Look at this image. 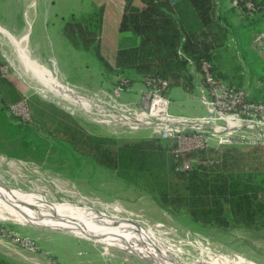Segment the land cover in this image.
I'll return each mask as SVG.
<instances>
[{
    "label": "rangeland",
    "instance_id": "374dc122",
    "mask_svg": "<svg viewBox=\"0 0 264 264\" xmlns=\"http://www.w3.org/2000/svg\"><path fill=\"white\" fill-rule=\"evenodd\" d=\"M86 3V0H56L58 18L54 21L60 24L69 21L71 13L80 14ZM183 5L180 3L178 7L186 15ZM215 10L220 13L235 12L236 22L224 19L225 14H222L213 23L211 32L200 34L199 45L212 43L214 48L217 35L222 34L220 27L225 23L234 28L240 26L242 31L244 28L247 38L243 43L236 46L230 39H223L222 47L215 51L225 54V62L231 71L236 68L235 73H241L250 80L251 91L264 102V47L255 49L252 46L256 35L264 29V11L255 16L252 24L244 27L243 18L230 7L229 0L226 6L219 7L217 4ZM82 19L72 18V21ZM58 27L61 29V26ZM36 29L37 25L32 31ZM51 36L57 42L51 48L43 47L41 51L37 50L38 54L34 52L36 49L28 48L37 65L49 77L86 94L109 89L120 78L102 69L93 49L72 48L67 37L60 32H51ZM107 38L110 43L105 50L107 61L115 59L119 48L131 47L138 42L132 31L113 30L107 34ZM0 70L23 94H37L42 100L59 106L92 135L111 137L120 143L153 140L155 145H168L165 141L155 140L153 129H119L110 124L97 123L79 108L68 109L69 103L62 100L68 99L42 86V81L22 63L11 37L1 33ZM42 88L48 97L38 93ZM168 93L166 95L170 98ZM132 95V90L122 92L118 100L140 106L141 99L134 103ZM186 105L178 107L177 102L170 98L169 112L190 117L206 113L205 106L199 102ZM17 122L21 121L9 110L0 118V190L28 199V202L41 208H67V213L85 217L98 227L124 225L121 229L134 230L133 233L143 235L175 263L264 264V231L203 227L174 217L163 210L146 190L122 179L115 170L102 165L88 153H82L70 143L61 141V137L47 136L43 141L50 144L48 148L41 145L30 147V142L24 139L27 133L17 132ZM4 206L0 203V264H104L109 259L113 264H155L111 242L102 243L95 237L83 235L78 229H68L72 233L22 223ZM4 215L10 219H2ZM105 220L112 223L107 224ZM82 236H88L91 240Z\"/></svg>",
    "mask_w": 264,
    "mask_h": 264
},
{
    "label": "trees",
    "instance_id": "16d2710c",
    "mask_svg": "<svg viewBox=\"0 0 264 264\" xmlns=\"http://www.w3.org/2000/svg\"><path fill=\"white\" fill-rule=\"evenodd\" d=\"M255 1L260 11H264V0ZM180 3H184L183 10L186 3L193 7L204 31L185 25L186 15L178 7ZM216 5L214 0H125L120 31H132L138 42L119 48L114 65L101 52L102 8L72 24L67 33L71 40H79L86 49H93L104 68L120 76L113 86L121 78L132 84L160 76L170 80V88L178 85L188 88L192 87L195 77L190 61L199 70L201 60H209L213 73L223 81L217 72L218 53L215 50L221 45L218 41L222 43L228 37L225 26L220 27L222 34L217 35L214 48L212 43L199 45L200 34L211 32L213 23L224 14L215 10ZM254 19L245 20L244 27ZM24 98L16 84L0 70V118L6 115L9 105ZM27 102L33 121L17 122L16 128L17 132L27 133L24 139L30 142V147H50L43 141L47 136L66 138L61 141L88 153L115 170L122 179L146 190L174 217L203 227L264 231V147L244 150L228 146L222 150L194 151L185 158L215 159L217 162L194 163L189 170H178L168 142L166 146L155 145L153 140L120 143L111 137L90 134L70 113L37 94L29 96Z\"/></svg>",
    "mask_w": 264,
    "mask_h": 264
},
{
    "label": "built area",
    "instance_id": "2783aa9c",
    "mask_svg": "<svg viewBox=\"0 0 264 264\" xmlns=\"http://www.w3.org/2000/svg\"><path fill=\"white\" fill-rule=\"evenodd\" d=\"M229 5L244 21L261 13L255 0H229ZM253 47H264V29L256 35ZM179 53L184 54L182 49ZM190 64L192 73H199L203 78L200 90L206 113L202 116L190 117L169 112L170 100L166 94L171 82L160 76L145 81L146 94L140 106L118 100L122 92L130 90L131 84L125 78H121L111 89H102L92 94L82 93L76 87L65 84L79 98L86 99L85 107L73 99L62 100L69 103L68 109L79 108L97 123L132 131L153 129L156 138L169 143L178 170H189L194 163L217 162L215 159L185 158L194 151L209 148L222 150L228 146L244 150L264 147V102L251 98L246 89L218 79L209 60H201L199 70L192 61ZM43 90L40 89L38 93L48 97ZM23 95V100L9 105V111L21 122L29 123L33 121L27 102L29 96ZM104 264L113 262L109 259Z\"/></svg>",
    "mask_w": 264,
    "mask_h": 264
},
{
    "label": "crops",
    "instance_id": "0c3cea01",
    "mask_svg": "<svg viewBox=\"0 0 264 264\" xmlns=\"http://www.w3.org/2000/svg\"><path fill=\"white\" fill-rule=\"evenodd\" d=\"M86 1L87 3L80 14L71 13L69 21H65L63 19L65 22L60 24L54 21L56 20V18H58L57 17L58 8L56 5V0H0V17H1L0 33L3 34L4 31L8 35H10L11 39L15 38L18 42L25 34H28V40L26 43L27 48H30L32 50L36 49V51H34L36 53L37 50L39 49L41 51L43 47L51 48V46H54V43H57L56 40L52 38V36L49 37V33L51 32L62 33L65 37H67V40H69V42L72 44L71 47L76 50L81 48L86 49L87 48L86 45L83 43H79V40L77 42L70 39L67 33L68 28L70 29L72 24H76V22L80 21V20L72 21V18L73 20L74 19L76 20V18L78 17H83L84 19L87 18L88 16H91L96 10L102 8L103 14H102V24H101V34H100V47H101L102 55L105 57L106 47L109 46L110 44L107 38V34L112 33L113 30L120 31V22L122 15L124 13L125 0H86ZM175 1L181 2L184 0H175ZM214 1L216 2V4H219V7L220 6L223 7V5L226 6L228 2V0H224L223 2L222 0H214ZM1 6L3 7V9L1 8ZM185 8H186L185 9L186 18H187L185 19V25L188 28H195L200 32L204 31L202 30V24L199 22L197 14L193 9V7L190 6L189 3H186ZM224 14H225L224 17L227 18L228 21L229 19H232L231 20L232 23L236 22L235 19H237V15L235 12L228 13L226 11L224 12ZM230 14L233 15L231 16ZM2 19L4 22H2ZM56 24H59L58 26H61V29H59V27ZM35 25H37V29L32 31ZM224 26L228 31V37L226 39H230L232 42L236 44V46L238 43L240 44L243 43L247 38L244 35V28L242 31L240 26L234 28L230 26L229 23L227 24L225 23ZM13 42L15 43L14 40ZM218 43L221 44V41H218ZM229 43L230 42H228V45ZM252 46H253V42H252ZM220 47L222 46L218 45L217 48ZM229 48H231L230 45ZM217 53H218V58L216 60L217 72L218 74H220L223 81L244 88L249 92L251 98L263 101L261 98L256 97L251 91L250 80H248L241 73L238 74L235 73L236 68L233 69V71H231L230 69L231 67H229V64L225 62L224 59L225 54H223L222 52H217ZM40 54L42 55V53ZM116 58L117 55L115 54V59L112 61L109 60L108 62L114 65ZM102 69L106 70V68H104L103 65H102ZM194 75L195 77L193 79L192 87L186 88L181 85H178V86H172L170 88L168 95L170 94L171 101L174 100V103L177 102L178 107L179 106L184 107V104H187L186 106H190L193 102H199L204 105V102L202 100V95L200 92V89L203 84L202 77L200 76L199 73ZM130 90H132L133 93L132 97L135 98L134 103H137V101L139 99H142L146 94L145 84L141 81L132 83ZM196 92L198 93V95L196 94ZM82 237L91 240V238L88 236L87 237L82 236Z\"/></svg>",
    "mask_w": 264,
    "mask_h": 264
},
{
    "label": "bare ground",
    "instance_id": "6f19581e",
    "mask_svg": "<svg viewBox=\"0 0 264 264\" xmlns=\"http://www.w3.org/2000/svg\"><path fill=\"white\" fill-rule=\"evenodd\" d=\"M3 35L10 37V35L4 31ZM12 39L16 43L22 63L28 70L34 72L36 78L38 77L44 86L57 95H61L68 100L73 99L76 103L81 104V106H86V99L79 98L71 89L66 87L64 84H61L57 79L49 77L47 72L37 65V61L32 58L26 45L28 34H25L19 42L15 38ZM27 200L0 190V203L7 206L11 215L22 223H31L38 226H57L66 229H78L86 235L98 238L102 242H111L124 250H128L134 255L147 258L155 264H179L168 260L163 252H161L151 241L146 240L143 235L133 233L135 232L134 230L128 231V229L124 230L123 228L122 230L121 227H124V225L113 227L107 226L105 228L102 226L98 227L85 217L74 216L67 213V208H41L31 202H28ZM2 219L6 220L10 218L4 215L2 216ZM105 223L110 224L112 222L105 220Z\"/></svg>",
    "mask_w": 264,
    "mask_h": 264
},
{
    "label": "water",
    "instance_id": "95a60500",
    "mask_svg": "<svg viewBox=\"0 0 264 264\" xmlns=\"http://www.w3.org/2000/svg\"><path fill=\"white\" fill-rule=\"evenodd\" d=\"M47 227H49V228H52V229H55V230H60V231H64V232H72V231H70V230H68V229H66V228H62V227H54V226H47ZM73 233V232H72ZM121 248V247H120ZM121 249H123V248H121ZM128 251V250H127Z\"/></svg>",
    "mask_w": 264,
    "mask_h": 264
}]
</instances>
